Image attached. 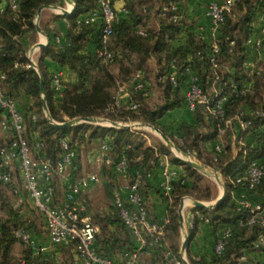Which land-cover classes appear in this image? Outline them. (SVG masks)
<instances>
[{
	"label": "trees",
	"instance_id": "1",
	"mask_svg": "<svg viewBox=\"0 0 264 264\" xmlns=\"http://www.w3.org/2000/svg\"><path fill=\"white\" fill-rule=\"evenodd\" d=\"M8 2L9 0H0V74H5L2 91L4 96L17 101L24 114L25 135L30 146L41 142L42 155L57 161L63 152L61 140L66 138L76 149L75 162L80 167L78 145L84 141L101 143L107 140L112 157L116 158L121 154L128 157V172L123 177L125 180L141 179L140 192L146 201L147 176L152 170L161 167L163 157H170V148L162 142L146 145L139 132L130 127L83 123L60 128L50 122L43 110L40 74L33 67L25 66L28 62L26 51L31 44L26 38L29 33L36 35L38 8L42 5H57L59 0H19L17 15ZM187 2L188 0H126V11L118 14L109 42L114 59L104 63L95 53L100 47V26L77 23L79 15L96 8L97 0H75L72 14L61 13L56 16H64L69 21L68 40L71 44L61 48L50 40L42 48L41 58L38 60L47 104L52 118L58 121H63L64 117L81 116H105L116 121L140 119L161 128L171 136L160 120L169 112L186 105L184 80L188 72L184 70L190 67L198 74V84L210 98V103L206 105L197 102L192 111L193 120L179 125L183 142L179 147L183 152L196 155L222 172L226 195L215 208H194L199 211L200 216L193 218L188 245L199 222L206 219L216 237L226 226H230L232 232L222 255L215 253L208 263L202 258H188L191 264H259L263 258L264 240L261 235H264V225L260 222L240 224V221L246 220L249 212L237 209L236 196L246 188V183H236V180L246 176L250 163L260 160L264 155V116L252 114L256 110L264 111V43L259 52L250 50L246 44L247 39L259 30L261 16L264 14V0H233L230 11L225 12L218 34L214 37H206L186 28L187 20L183 9ZM175 14L179 15L176 20L173 18ZM40 25L43 28V22ZM183 31L187 34L186 41L173 48L172 42ZM90 43L95 44V50L88 49ZM214 45L218 47L217 51ZM254 53L255 57L257 55L261 58L255 62V67L247 68L245 61L252 59ZM45 57L74 72L77 84L63 88L62 77V90L59 93L52 85L55 73L48 71L43 61ZM173 64L178 71H183L180 75L182 85L176 88L167 77ZM112 66H115L116 73ZM138 71L142 72L146 91H135L130 85ZM151 74L161 98L156 105L151 103V93L154 90ZM121 84L127 85L132 95L131 100L139 104L137 110L113 107ZM242 87L248 88V91L240 93L239 89ZM217 92L227 96L224 116L215 110ZM237 114L251 120L247 129L242 130L235 122L231 124L230 121ZM4 117L5 111L0 109V120ZM8 140L10 136L0 135V146ZM216 144H221L219 152L215 150ZM205 146L208 154H204ZM171 162L182 167L183 176L172 181L169 196H165L158 188L160 196L168 202L166 215L170 218V223L164 229V239L166 237L170 242L168 246L150 245L148 242L140 244L113 202L112 192L120 186L114 187L116 181L112 184L106 179L103 183L108 190L110 202L104 207L97 203L95 209L86 192L81 195L94 213L95 220L103 226L95 239L100 255L121 260L126 257V253L136 252V264H176L171 258L175 256L183 264L179 257L182 241L177 214L181 198L191 195L198 200H210L215 196L212 195L211 183L206 180L201 185L205 176L198 170L175 156L171 157ZM78 171L79 168L75 172L76 176H79ZM14 185L15 181L0 183V264H13L18 259L15 258L13 249L17 242L21 243L15 234L19 226H24L34 238L36 235L41 236L37 231L38 222L30 215L38 211L31 201L26 199L21 206H16L15 201L1 188L7 186L13 190ZM55 186L56 199L59 201L60 190L56 183ZM248 195L255 202H264V174L256 187L248 191ZM41 216L42 228L48 233ZM143 236L149 241L145 234ZM22 245L23 256L30 264H55L53 255L36 253L31 246ZM61 247L70 253L64 263L72 264L76 254L74 246L70 244Z\"/></svg>",
	"mask_w": 264,
	"mask_h": 264
},
{
	"label": "built area",
	"instance_id": "2",
	"mask_svg": "<svg viewBox=\"0 0 264 264\" xmlns=\"http://www.w3.org/2000/svg\"><path fill=\"white\" fill-rule=\"evenodd\" d=\"M117 1L124 3L122 7H116L115 3ZM8 3L12 11L17 15L19 12V0H9ZM232 3L233 0H211L207 5L206 16L210 21L211 36L214 37L218 34L219 26L224 20V14L226 11H230ZM70 11L72 13L74 10ZM120 11H126V0H97L96 8L79 15L77 18L79 25L97 24L100 26V47L96 49L95 53L101 62L109 63L114 59V52L110 50L109 42ZM60 12L62 13L61 9ZM173 18L176 20L179 18V15L175 14ZM54 43L61 48L71 44L68 38L65 39L60 35L54 37ZM263 43L264 14L261 16L259 30L246 41L249 49L254 50V52H259ZM214 47L215 51H217L218 47L216 45ZM32 56L33 53H28V62L25 66H31L38 71L37 62ZM17 65L18 63H16ZM245 66L252 68L255 67V63L253 60L247 59ZM184 71L188 72V76L184 80V98L188 109L193 111L197 102L208 105L210 98L202 92L198 84V74L191 72L190 67H186ZM181 74H183V71H178L176 65L173 64L167 77L174 88L182 85L180 81ZM62 77L63 74L58 72L54 74L52 80V85L59 93L62 90ZM4 79L5 74L1 73L0 109L5 111V117L0 120V130L10 136V140L0 146V183L7 184L14 182V172L15 170L18 171L25 193L22 187L15 183L12 190L15 205L21 206L28 198L44 218L50 244L55 247L72 244L81 264H136V252L126 253V257L121 260L108 258L98 253L95 239L99 228L94 222L88 203L81 198V195L101 182L100 175L96 172L81 176L75 175V172L79 168L75 162L77 152L66 138L61 140L63 152L57 161H53L42 155L43 144L41 142H37L31 147L25 135L26 118L24 114L20 110L17 101L4 96L2 91V81ZM130 85L135 91H146V82L142 80L141 71H138L133 76ZM247 91L248 88L246 87L239 89L240 93H246ZM122 94H125L129 98L127 105L121 103L120 96ZM131 98L132 95L127 85L121 84L119 85L113 107L116 109L137 110L139 104L132 101ZM215 98V110L219 115L224 116V103L227 101V96L225 94L222 95L221 92H217L215 93ZM252 114L264 116V111L256 110ZM33 118H35V115H33ZM230 122L231 124L233 122L237 123L242 130L247 129L251 124V120L245 119L241 114L235 115ZM215 150L219 152L221 144H216ZM97 160L102 165L111 167L115 174L124 176L128 172V157L125 154H121L116 158L112 157L110 155V144L107 140L100 143ZM160 164L163 178L158 186L165 196H169L172 192V181L181 177H177V173L169 168L166 157L161 159ZM263 174L264 155L260 160H253L250 163L246 176L236 180V183H246V188L236 196L237 209L249 212L246 220L240 221L241 225H252L256 222L264 225V202H255L248 195V191L256 187L262 179ZM65 177H71V181L64 191L63 199L58 201L56 199L55 183L58 178ZM140 185V178L124 182L113 190V202L119 209L125 224L131 229L141 245H145L148 242L150 245L154 244L165 247L164 229L170 223V218L164 215L160 220H152L146 201L141 195ZM195 216H200V213L196 212L193 218ZM206 221L208 222L207 219ZM231 232V227L226 226L218 234L215 244V253L217 255L224 253ZM15 234L21 243L31 246L36 253L46 252L47 246L38 244L36 239L24 226H19L15 230ZM143 234L148 237L149 241H147ZM261 239L264 240V235H261ZM262 257L259 264H264V249ZM171 258L175 260L176 264L181 263L175 256H171ZM13 264L30 263L24 257H20Z\"/></svg>",
	"mask_w": 264,
	"mask_h": 264
},
{
	"label": "crops",
	"instance_id": "3",
	"mask_svg": "<svg viewBox=\"0 0 264 264\" xmlns=\"http://www.w3.org/2000/svg\"><path fill=\"white\" fill-rule=\"evenodd\" d=\"M210 1L211 0H188V2L186 3L183 9L184 15L187 20V26H186L187 29L193 30L198 34H203L206 37H209V35L211 36V32L209 28L210 21L208 17L206 16V8ZM219 1H223V0H219ZM123 4L124 3L121 1H117L115 3L117 8L122 7ZM74 5H75V0H59V3L55 6H58L59 8H65L70 11L72 9H75ZM119 13H122V11H120ZM60 14H61L60 9H54V8L44 9L41 16L38 19L39 25L41 22H43V28L40 25V27L43 30V33L39 32L37 29L35 36L32 33H29L27 35L26 39L29 42H31V44L28 50L26 51V56L28 57V53L30 54L33 53L34 55L36 54V52H38L39 56L37 60L32 56L33 59L37 62V65H38V60L41 58L42 48L35 49L34 52H31V49L34 47V45L37 42H40V41L46 42L47 39L52 40L54 42V37L56 35H60L61 37L65 39L68 38V32H69V27H70L69 21L64 16L56 17L57 15H60ZM67 15H70V14H67ZM35 24H36V19H35ZM186 38H187L186 31H183L180 34L179 38L172 42V47L177 48L180 45L184 44V42L186 41ZM88 49L92 51L95 50L96 49L95 44L90 43L88 46ZM251 54L253 53L251 52ZM251 58L252 59L250 60H253L254 63L255 62L257 63V61L261 58V56L260 58L257 55L255 57V53H254V55H252ZM43 61L45 65L47 66L48 71L50 73L54 74V73L61 72L63 74V83H64L63 88H66L71 84L72 86L77 84V77L74 72L70 71L66 67H62L58 62L50 58L45 57ZM38 69H39V66H38ZM191 72H194V71L192 70ZM120 98H121V103L123 105L128 104L129 98L125 94H122ZM174 111H178L179 115L180 114L184 115V116L178 117L180 118V122H179L180 124L185 121L191 122L193 120V112L190 111L186 105ZM174 111L169 112L168 115H170ZM3 134H5V132L2 131V135ZM168 165L171 170L177 173V177L183 176V169L181 166L170 164L169 162H168ZM70 178L71 177L61 178V183L62 185H64V187L68 186L69 182L71 181ZM162 178H163V171L161 167H158L152 170V172L147 176V187H146V197L145 198H146L150 217L156 220H160L162 219L164 215H166V210H167V205H168V202L164 200L163 197L160 196L158 192V188H159L158 185H159V182L162 180ZM126 181H128V179H126L124 182ZM124 182H122L120 186ZM85 192H86V196H88V193L90 191L88 190ZM184 197H186L185 199H189L187 196H184ZM88 198L91 200V203L93 204V206L95 205V209H96V203L98 201H96V199L91 196H89ZM185 204H186L185 222L187 224V227L190 228L192 225V221H193V215H195V213L199 211L194 209L195 206L192 205L191 200L185 201ZM91 214L93 216L94 222L98 225V228H99L98 232H100L103 226L102 224H100L98 221L95 220L94 213L91 212ZM189 228H188V231H189ZM181 230L182 228L180 226V232ZM36 238L37 237L35 236V239ZM216 240H217V237L213 232L212 226L207 221H200L195 235L193 236L189 245L187 246L186 257L188 258V256H191L193 258H198V259L202 258L206 263L210 262L215 255ZM36 241L39 242V244L42 243L41 242L42 240L36 239ZM181 241H182V236H181ZM165 242H166V245L169 242L166 237H165ZM47 244L51 245L49 241V236H47L46 239H44V245H47ZM73 258L74 259L72 261V264H81L76 254H74Z\"/></svg>",
	"mask_w": 264,
	"mask_h": 264
},
{
	"label": "rangeland",
	"instance_id": "4",
	"mask_svg": "<svg viewBox=\"0 0 264 264\" xmlns=\"http://www.w3.org/2000/svg\"><path fill=\"white\" fill-rule=\"evenodd\" d=\"M38 56H39L38 52H36V54L33 55V57L36 60L38 59ZM111 68L116 73L115 66H112ZM151 76H152L151 77L152 80L151 79L150 80L152 81L151 82L152 83V88L154 89L153 93H152V97H151V103L153 105H156V103H159L161 101L160 92L156 88L157 84H156V82L154 80V76L152 74H151ZM43 110H44V108H43ZM178 113H179L178 111H174L170 115L167 114L166 115L167 117L164 116V118L161 119L160 121H161L163 127H165L167 129V131L171 134V136L170 135H168V136L172 139V141L174 142L175 146L180 148L179 146L183 142H182V137H181V133H180V129H179V127H180L179 126L180 125V123H179L180 122V118H178V117H181V116H184V115L183 114L179 115ZM44 114L47 117L45 110H44ZM49 115H50V117H52L51 114H50V111H49ZM98 117L107 118L105 116H98ZM71 119H74V118L64 117L63 121H58V120H55V119L54 120L56 122H64V121H68V120H71ZM107 119H110V118H107ZM110 120H112V119H110ZM119 122H121L123 124L143 123L144 125H139V126L130 127V128H132L135 131L139 132L140 137H142V140L144 141V143L146 145L154 144V143L156 144V143H161V142L167 145L165 140L162 138V136L158 132H156L151 127H148V126L145 125L148 122L142 121L140 119L129 120V121H119ZM106 124H108V123H106ZM148 124H150V123H148ZM151 125H153V124H151ZM106 126H108V125H106ZM0 135H2V130H0ZM3 135L8 137V135H6V134H3ZM78 146H79V148H78V160H79V165H80L79 171H78V175L81 176V175H85V174L91 173V172H96V173H98L100 175L101 182L98 185H96V187H94L92 190H90V192L88 193V197L91 196V197L95 198L96 201H98L97 203H99V205H102L104 207V206H106V205H108L110 203L109 202L108 190H107V188H105V185L103 184L105 182V180L107 179L112 184H115V181H116V185H114V187L115 186L118 187L122 182L125 181V178L122 175L114 174L113 170L111 169V167L104 166L97 160V155H98L99 148H100V142L91 141V140L90 141H84L83 143L79 144ZM205 149H204V154H208V150H207L206 146H205ZM170 150H171V153L169 155L170 157H167V161L170 164H172L171 157H174V156L177 157V156H176V150H174V149L172 150L171 148H170ZM188 155H190L194 160H196V161H198L200 163L207 164L203 160L199 159L196 155H193V154H188ZM208 166H210V165H208ZM210 167L214 171L217 172V174L219 175L221 181L224 182V184H225V178H224L222 172L220 170L215 169L212 166H210ZM200 173L205 176V180H204V182H202L201 185H204V183H206V180L209 183H211L212 186H213L212 195L214 194V196H215V198H213V199L202 200V201L207 202V203L213 202L222 193L223 185L216 180L214 175H207V174H204L202 172H200ZM14 181H15L16 184H18V185H20V187H22L21 178L19 177V173H18L17 170H15V172H14ZM56 184L58 185L59 190H60L59 191V194H60L59 198L61 200V199H63L62 198L63 197V192L66 190V187H64V185H62L61 178H58L56 180ZM1 188L8 196H10V198L15 200L14 199V194L12 192V188L10 189L7 186H2ZM22 190L25 193V190H24L23 187H22ZM185 196H187V197L189 196V197H192L193 199H196V198H194L191 195H185ZM28 203L26 205H28ZM97 203H96V205H98ZM29 204L31 205V203H29ZM179 205H180V203H179ZM179 205L177 207L178 216H179V213H178ZM30 215L35 221L38 222V225H37L38 230L37 231L41 233L40 237L38 235H36V237H37L36 239L42 240L41 241L42 243L41 242L40 243L44 245V239H46V237L48 236V233L44 230V228H42V225H41L42 221H41V218H40L41 214L38 211H34V214H30ZM185 219H186V217H185V209H184V226H183V229L181 230L182 243H183L184 236L189 233V231H188L189 227H187ZM42 238H44V239H42ZM169 243L170 242L167 243V246L169 245ZM38 244H39V242H38ZM46 246H47V250H46V252H43V253H45L46 255H47V253H48V255H53L55 264H65L64 262L67 259L68 255L70 254L69 252L65 251V249L62 248V247H55L53 245H48V244ZM180 248H181V246H180ZM23 249H24V246L22 245V243L17 242L15 244L14 249H13V253H14V256H15L16 259L20 258V257H25V256H23V251H24ZM188 260H189V258H188ZM189 262H190V260H189Z\"/></svg>",
	"mask_w": 264,
	"mask_h": 264
},
{
	"label": "water",
	"instance_id": "5",
	"mask_svg": "<svg viewBox=\"0 0 264 264\" xmlns=\"http://www.w3.org/2000/svg\"><path fill=\"white\" fill-rule=\"evenodd\" d=\"M46 8L61 9L63 14H71V11H69V10H67L65 8H59L58 6H55V5H42V6H40L38 8L37 14H36V26H37L38 31L41 32V33H43V30H42V28L40 27V25L38 23V19L41 16L43 10L46 9ZM74 8H75V5H74ZM49 42H50L49 39H47L46 42H43V41L37 42L34 45V47L31 49V52H34L35 49L46 47L49 44ZM34 65H36V64L34 63ZM38 73L40 74V77H41V91H42L43 108H44V110L46 112L47 118L50 120V122L55 124L57 127L67 128V127L80 125V124H83V123H93V124L105 125V126L108 125V126L120 127V128H127V127H135V126H139V125H144L143 123L123 124V123H121L119 121L110 120V119L102 118V117H98V116H81V117H76L74 119H71V120H68V121H64V122H56L49 115V107H48L46 96H45V87H44L43 75H42V73H41V71L39 69H38ZM106 123H108V124H106ZM145 125L148 126V127H151L156 132H158L162 136V138L165 140L167 145L172 150L173 149L176 150V156L178 158H180L186 164L190 165L191 167H193L194 169L198 170L199 172H202V173L207 174V175H214L216 180L223 185L222 193L213 202L207 203V202H204L202 200L193 199L192 197L188 196V198L192 202V205L195 206V207L206 208V209H212V208L217 207L224 200L225 195H226L225 184H224V182L221 181V179H220L219 175L217 174V172L214 171L207 164H203V163H200V162L194 160L190 155H188L187 153L183 152L180 148L176 147L174 142L172 141V139L167 134H165L162 131V129H160V128L154 126V125L148 124V123H146ZM179 153H181L182 155H180ZM185 198L186 197H183L181 199V202H180V205H179V208H178L179 222H180V226H181L182 229H183V226H184V209H185V206H186ZM188 242H189V235L186 234L184 236V240H183V243H182L180 251H179V256H180V259L182 260L183 264H190L188 258L186 257Z\"/></svg>",
	"mask_w": 264,
	"mask_h": 264
},
{
	"label": "bare ground",
	"instance_id": "6",
	"mask_svg": "<svg viewBox=\"0 0 264 264\" xmlns=\"http://www.w3.org/2000/svg\"><path fill=\"white\" fill-rule=\"evenodd\" d=\"M178 153V152H177ZM180 155H182L181 153H179ZM187 200H190V199H185V201H187Z\"/></svg>",
	"mask_w": 264,
	"mask_h": 264
}]
</instances>
